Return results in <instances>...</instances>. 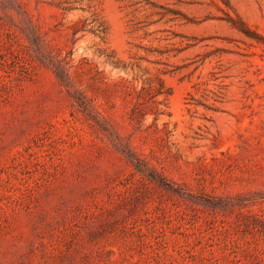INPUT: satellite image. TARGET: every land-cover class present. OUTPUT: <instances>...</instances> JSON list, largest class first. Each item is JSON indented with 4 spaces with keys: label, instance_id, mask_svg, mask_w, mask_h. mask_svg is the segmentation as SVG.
Returning a JSON list of instances; mask_svg holds the SVG:
<instances>
[{
    "label": "rangeland",
    "instance_id": "rangeland-1",
    "mask_svg": "<svg viewBox=\"0 0 264 264\" xmlns=\"http://www.w3.org/2000/svg\"><path fill=\"white\" fill-rule=\"evenodd\" d=\"M0 71V264H264V0H0Z\"/></svg>",
    "mask_w": 264,
    "mask_h": 264
},
{
    "label": "trees",
    "instance_id": "trees-1",
    "mask_svg": "<svg viewBox=\"0 0 264 264\" xmlns=\"http://www.w3.org/2000/svg\"><path fill=\"white\" fill-rule=\"evenodd\" d=\"M242 32L246 34V36H248V30ZM99 33L105 34L104 31H101ZM112 64L116 65L117 63ZM5 74L6 73H4V71H0V93L5 92ZM56 77L60 81V83L64 84V81L61 77H59L58 75H56ZM162 88L163 83L161 79H157L155 84L146 82V84L142 86L139 91L132 90V92H127L129 102L131 103L129 119L138 123L140 119H142L147 114L146 110L149 108L150 112H152V114L154 115V121L158 120L159 116L164 114L166 110V105L162 104V102L155 101L152 99L163 94ZM77 105L80 107L79 103H77Z\"/></svg>",
    "mask_w": 264,
    "mask_h": 264
}]
</instances>
